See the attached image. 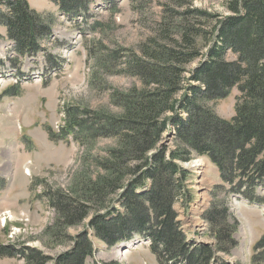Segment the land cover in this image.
<instances>
[{
    "label": "trees",
    "instance_id": "16d2710c",
    "mask_svg": "<svg viewBox=\"0 0 264 264\" xmlns=\"http://www.w3.org/2000/svg\"><path fill=\"white\" fill-rule=\"evenodd\" d=\"M50 1L70 17L86 15L97 0ZM193 1L181 0L187 3L177 14L181 22L165 33L163 45L143 48V58L133 56L127 71L144 88L113 93L119 115H97L88 124L67 109L60 133L47 129L54 142H68L70 136L82 146L97 137L114 143L93 159L95 166L87 155L88 169L67 188L43 194L56 212L47 232L54 244L69 249L52 258L29 247L0 246V258L88 264L96 241L113 248L139 239L148 243L157 264H233L228 257L238 247V224L230 212L231 197L264 207V0H225L227 16L197 10ZM0 24L7 30L0 41L13 42L25 59L41 51L54 20L32 9L29 0H0ZM57 63L50 60L51 66ZM235 89V115L221 119L214 105ZM170 135L173 149L166 145ZM197 158L208 159L220 179L203 215L208 244L198 243L180 219L179 208L187 215L195 201L192 173L183 164ZM80 226L81 233L69 236L70 228ZM252 264H264V235Z\"/></svg>",
    "mask_w": 264,
    "mask_h": 264
},
{
    "label": "rangeland",
    "instance_id": "374dc122",
    "mask_svg": "<svg viewBox=\"0 0 264 264\" xmlns=\"http://www.w3.org/2000/svg\"><path fill=\"white\" fill-rule=\"evenodd\" d=\"M224 1L194 0L193 8L227 16ZM29 3L36 12L54 20L53 33L42 42L38 54L25 59L19 58L13 42L0 41V61L4 63L0 64V138L12 137L17 109L23 107L29 115L23 120V138L35 140L41 153L35 159H23V179H19L23 180V203L12 211L0 209V246H13L15 250L29 247L56 258L69 246L54 244L47 232L56 219V212L44 198V192L50 188H67L75 175L88 169L89 163L88 167L84 165L87 155L95 166L93 159L104 156L105 150L114 143L97 137L87 142L85 139L82 146L69 136L72 140L69 145L73 146L70 151L49 154L44 144L47 133L43 126L57 133L61 126H66V114L62 112L67 109L77 112L88 124L97 115H119L120 108L112 102L113 93L144 88L141 80L127 71L128 64L134 60L133 56L143 58V48L164 44L163 36L170 28L176 31L182 18L177 14L186 9L187 3L181 0H97L86 15L70 17L62 14L50 0H29ZM0 35L7 38V30L1 24ZM54 59L59 63L51 66L50 60ZM16 92L23 93V98L14 97ZM237 96L235 89L229 98L214 105V112L221 119H232ZM29 122L39 124V128L30 130ZM166 145L175 148L173 136H167ZM26 146L31 147L29 143ZM9 148V142H0V172L3 175L12 168L6 163L12 162L8 160L12 151ZM194 162L205 166L196 167ZM183 167L192 173L189 184L195 201L187 215L179 208L180 219L186 232L198 236L194 238L198 243H212L204 237L208 223L203 215L212 203L211 189L220 184L218 170L205 158H197ZM229 207L238 224L235 233L238 247L228 261L252 264L254 247L264 235V207L236 196L231 197ZM5 211H11V216L8 215L11 218L4 226ZM83 229L84 226L70 228L68 234L76 236ZM138 241L126 243L129 250L124 252L122 244L109 248L96 241L95 257L88 264H157L148 245L137 244ZM0 264H25V261L23 258H0Z\"/></svg>",
    "mask_w": 264,
    "mask_h": 264
},
{
    "label": "crops",
    "instance_id": "0c3cea01",
    "mask_svg": "<svg viewBox=\"0 0 264 264\" xmlns=\"http://www.w3.org/2000/svg\"><path fill=\"white\" fill-rule=\"evenodd\" d=\"M21 98H23V93L21 95ZM17 110L18 114L15 115L16 121H14L15 132L13 133L12 137L5 140L0 138L1 144L9 142V147H11L9 149H12L8 158V160L12 162H6L12 165L11 171L6 175H3V173L0 172V179H2L6 185L5 189L3 191H0V209L3 208L4 210H13V208H16L23 203V180H19L23 179V159H26L28 157L30 159H35L36 156L40 155L41 153V150L38 148V144L35 140H27L23 138V120L29 118L27 110L23 109V107H21V110ZM35 128H39V124L29 122V129L33 130ZM19 129H21L22 133L19 131ZM27 143L31 145L30 148L26 146ZM44 144L49 154L65 153L70 151V149H72L73 147L72 144L68 145L64 142L54 144L49 139V136L47 134L44 140ZM2 158H5L4 155H2ZM43 170L44 169H42V171ZM28 179L30 180V178Z\"/></svg>",
    "mask_w": 264,
    "mask_h": 264
},
{
    "label": "bare ground",
    "instance_id": "6f19581e",
    "mask_svg": "<svg viewBox=\"0 0 264 264\" xmlns=\"http://www.w3.org/2000/svg\"><path fill=\"white\" fill-rule=\"evenodd\" d=\"M193 164H198V162H194ZM198 166H200V168H202V167H204L205 165H203V163H201L200 165H197L196 167H198ZM11 211H12V209H11ZM10 211V212H11ZM10 212H4V216H3V218H2V222H3V225L5 226V224H6V222H7V220H8V218H11V217H9L8 215H10L11 216V213ZM7 213V214H6Z\"/></svg>",
    "mask_w": 264,
    "mask_h": 264
},
{
    "label": "water",
    "instance_id": "95a60500",
    "mask_svg": "<svg viewBox=\"0 0 264 264\" xmlns=\"http://www.w3.org/2000/svg\"><path fill=\"white\" fill-rule=\"evenodd\" d=\"M138 243H141V241L139 240V241L137 242V244H138ZM137 244L135 243L134 246H136ZM121 250H122L123 252L129 250V245L122 244V246H121Z\"/></svg>",
    "mask_w": 264,
    "mask_h": 264
}]
</instances>
